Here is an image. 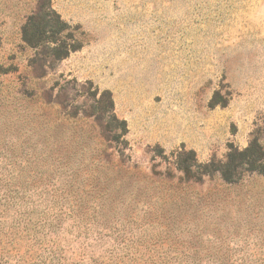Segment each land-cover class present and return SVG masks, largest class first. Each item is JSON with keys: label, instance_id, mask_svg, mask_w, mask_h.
<instances>
[{"label": "rangeland", "instance_id": "obj_1", "mask_svg": "<svg viewBox=\"0 0 264 264\" xmlns=\"http://www.w3.org/2000/svg\"><path fill=\"white\" fill-rule=\"evenodd\" d=\"M0 264H264V0H0Z\"/></svg>", "mask_w": 264, "mask_h": 264}, {"label": "trees", "instance_id": "obj_2", "mask_svg": "<svg viewBox=\"0 0 264 264\" xmlns=\"http://www.w3.org/2000/svg\"><path fill=\"white\" fill-rule=\"evenodd\" d=\"M52 9V8H51ZM53 10V9H52ZM54 14L57 17V21L62 23L63 25L67 26V22L63 21L60 14L57 13L55 10H53ZM33 17H31L32 19ZM45 19V18H44ZM30 22V21H29ZM28 30V25L25 27V37L24 39L28 43H38L39 40H45V38L41 36H34V37H28L26 32ZM55 39V38H54ZM51 40V41H54ZM50 40V39H49ZM56 41V40H55ZM75 43L71 44L70 46H66L62 52L58 54V56L65 57L67 56L71 51H74L78 48ZM124 125H126L125 120L123 121ZM126 132H127V127L125 126ZM192 155L188 159L185 160L184 164L180 166V169H182L184 172H192L194 168L201 166L202 164L198 161L196 153L192 150L190 152ZM229 156H231V162L229 165H227V168L223 170L222 166L224 165H219L215 168L216 171L220 172L225 179H231L235 173L240 171L241 168L246 167L247 170H259L263 171V166H261L260 160H261V155H257L256 150L253 149L252 145L249 144L247 147H245L243 150L239 152V155H234L232 152L229 153ZM239 163V164H238ZM213 163H205L204 166L207 167ZM206 171L209 170H204L203 173H206Z\"/></svg>", "mask_w": 264, "mask_h": 264}]
</instances>
